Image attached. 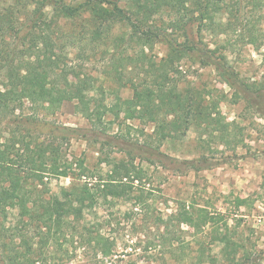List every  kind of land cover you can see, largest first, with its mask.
I'll return each instance as SVG.
<instances>
[{"label": "trees", "instance_id": "trees-1", "mask_svg": "<svg viewBox=\"0 0 264 264\" xmlns=\"http://www.w3.org/2000/svg\"><path fill=\"white\" fill-rule=\"evenodd\" d=\"M122 1L0 0V123L23 113L27 103L35 114L38 110L52 114L64 101L77 98L76 110L86 118L97 112H113L116 119L111 123L121 119L154 125L150 140L142 145L146 149L139 147L142 151L136 149L137 154L129 149L120 159L101 157L100 166H108L106 172L103 167L92 169L84 160L71 161L66 156L62 142L86 136L77 128L64 127L62 135L54 133L51 140L43 141L26 140L14 131L0 142V264H47L50 241L67 235L81 247L92 248L97 256H110L116 241L104 232V221L96 218L98 208L135 198L145 200L142 191L135 195L139 190L136 186L147 176L141 160L161 163L160 157L165 156L160 152L162 142L184 138L194 126L201 130L202 138L207 133L223 145L235 146L243 141L244 128L210 107L205 91L191 85L180 87L183 70L179 63L184 58H195L202 67H214L220 80L232 88L233 101L245 103L241 116H264V82L241 78L228 55L218 53V46L212 48L203 40L206 32L227 36L238 32L260 48L264 45V14L254 23L237 27L231 20H224V15H231L236 3L256 6L264 0H126L128 9ZM34 3L44 5L34 7ZM71 23L73 26H68ZM116 27H128L129 31L117 35ZM160 42L166 44L167 54L155 62L151 72L141 71L147 66H143V57L131 55L129 49L134 44L152 48ZM98 44L112 48L108 53L116 71L121 65L124 70L130 66L127 78L120 70L118 78L122 87L132 88L133 96L122 99L117 95L111 106L89 95L97 87L77 67L79 60H90V52ZM17 110L21 112L16 114ZM204 160L184 162L198 167ZM47 176L70 177L72 181L58 192L48 193ZM194 208L190 209L186 200L178 202L175 216L179 225L186 223L197 234L210 226V235L222 244V256L236 263L239 244L216 225L217 216L223 217L204 207ZM13 211L17 212L15 225L7 221ZM164 231L160 237L168 233ZM201 247L197 264L207 262Z\"/></svg>", "mask_w": 264, "mask_h": 264}, {"label": "rangeland", "instance_id": "rangeland-1", "mask_svg": "<svg viewBox=\"0 0 264 264\" xmlns=\"http://www.w3.org/2000/svg\"><path fill=\"white\" fill-rule=\"evenodd\" d=\"M121 5L126 9L130 7L126 0ZM261 14H264V3L256 6L236 3L232 14L224 15V20H231L237 27L247 25L249 21L254 23ZM156 19V23L162 25V21ZM68 26H73V23ZM125 31H129L128 27L114 29L117 35ZM203 40L212 48L218 46V53L225 52L241 78L264 82V45L256 48L246 38L238 36V32L230 36L206 32ZM110 51V46L98 44L90 52L89 61L77 62L79 72L91 77L97 87L89 95L107 106L116 102L117 95L122 99L133 96L132 88L129 85L122 87V80L118 78V73L124 71L126 79L130 66L127 65V70H124L121 65L120 71H116L115 62L110 60ZM129 53L134 56L140 54L143 66L147 65L141 71L151 72L155 62L167 54V46L162 42L152 48L134 44ZM197 61L187 57L179 63L183 70L179 75L182 81L180 87L191 85L205 91L210 107L215 111L219 109L225 120L236 121L244 128L243 141L235 146L223 145L217 138L212 140L207 133H202V138L201 130L194 126L184 138L162 142L160 152L165 156L160 157L161 163L160 160L155 163L153 160H141L147 176L136 186L139 190L135 195L143 192L145 200L135 198L98 208L96 218L104 221V232L116 241L113 253L108 257L97 256L92 248L81 247L76 239L68 235L64 238L60 236L58 240L50 241L47 264H197L198 248L201 246L207 259L203 264H232L222 256V244L210 235V226L197 234L192 226L186 223L179 225L175 214L180 200H186L190 209L193 205L194 210L204 207L213 215L223 217L217 216L216 225L225 229L239 244L234 264H264V116L254 113L241 116L245 103L233 101L232 88L220 80L214 67H202ZM77 100L64 101L52 114L45 110H38L35 114L27 103L23 113L18 114L21 111L17 110L18 115L0 123V142H5L14 131L26 140L43 141L51 140L54 133L62 135L64 127L77 128L86 136L58 140L63 141V151L69 160H84L92 169L103 167V172L108 170V166H100L101 157L111 155L120 159L127 156L129 149L137 154L142 151L139 147L145 148L142 145L154 130L152 123L143 124L138 120L124 122L121 119L111 123L112 119H116L113 112L103 115L97 112L89 119L76 110ZM99 111L103 112V109ZM203 157L205 160L199 168L184 162ZM136 161L139 162L140 158ZM71 181L70 177L47 176L45 191L56 193L61 186H69ZM16 213H10L8 223L16 224ZM164 230L168 233L160 237ZM158 238L162 240L161 245L157 244Z\"/></svg>", "mask_w": 264, "mask_h": 264}]
</instances>
